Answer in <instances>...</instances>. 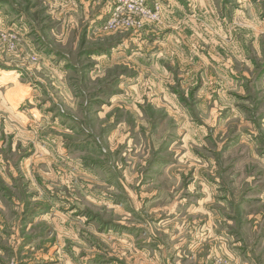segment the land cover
<instances>
[{"label": "rangeland", "instance_id": "rangeland-1", "mask_svg": "<svg viewBox=\"0 0 264 264\" xmlns=\"http://www.w3.org/2000/svg\"><path fill=\"white\" fill-rule=\"evenodd\" d=\"M173 1L0 0V264H264V0Z\"/></svg>", "mask_w": 264, "mask_h": 264}, {"label": "built area", "instance_id": "built-area-1", "mask_svg": "<svg viewBox=\"0 0 264 264\" xmlns=\"http://www.w3.org/2000/svg\"><path fill=\"white\" fill-rule=\"evenodd\" d=\"M103 1V0H102ZM113 3L114 8L111 14V18L106 23L105 28L113 27L118 24L131 25L133 27H138L139 22L132 19L130 16L132 13L135 15H140L147 17L152 13H158L160 8L158 4L154 7L149 6L147 0H109ZM127 15V17H126Z\"/></svg>", "mask_w": 264, "mask_h": 264}, {"label": "crops", "instance_id": "crops-1", "mask_svg": "<svg viewBox=\"0 0 264 264\" xmlns=\"http://www.w3.org/2000/svg\"><path fill=\"white\" fill-rule=\"evenodd\" d=\"M158 1V0H157ZM162 4V7L164 8V11H165V8H167L166 6V3L169 4L171 6L172 3H174L173 0H159ZM165 6V7H164ZM169 7V6H168Z\"/></svg>", "mask_w": 264, "mask_h": 264}]
</instances>
